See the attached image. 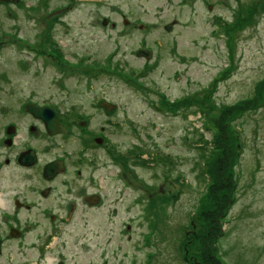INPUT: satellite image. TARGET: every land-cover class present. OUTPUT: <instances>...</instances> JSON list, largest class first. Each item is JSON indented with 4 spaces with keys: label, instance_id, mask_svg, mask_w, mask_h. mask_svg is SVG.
I'll return each mask as SVG.
<instances>
[{
    "label": "rangeland",
    "instance_id": "rangeland-1",
    "mask_svg": "<svg viewBox=\"0 0 264 264\" xmlns=\"http://www.w3.org/2000/svg\"><path fill=\"white\" fill-rule=\"evenodd\" d=\"M97 3L90 26L79 30L77 20L55 27V46L65 57L89 54L92 60L114 52L113 63L123 70L117 75L130 70L132 81L103 74L86 91L84 79L58 80L34 53L5 43L0 121L29 122L15 111L26 101L73 104L87 114L98 111L97 99L110 100L118 107L116 123L104 122L98 111L91 127L105 126L108 147L124 155L131 170L125 182H115L120 165L95 150L98 168L87 192L99 189L102 199L92 204L74 196L77 185L68 192L58 181L44 198L36 191L42 183L35 181L31 191L33 180L23 179L20 190L36 205L18 212L28 225L24 252L8 241L0 264H264V0ZM103 17L118 26L103 25ZM123 17L135 24L125 27ZM3 26L22 27V36L38 40V27L22 14ZM143 42L155 56L149 63L132 52ZM37 141L47 144L43 136ZM67 143L69 151L80 148L74 134ZM133 146L146 151L148 163L128 152Z\"/></svg>",
    "mask_w": 264,
    "mask_h": 264
},
{
    "label": "flooded vegetation",
    "instance_id": "flooded-vegetation-1",
    "mask_svg": "<svg viewBox=\"0 0 264 264\" xmlns=\"http://www.w3.org/2000/svg\"><path fill=\"white\" fill-rule=\"evenodd\" d=\"M97 1L0 0V46L5 43H12L16 47H23V49L31 51L34 53L33 58L39 61L38 65L41 68H50L54 71V78L61 81L73 77L84 79L85 89L90 91L88 90L90 81L96 79V77L103 74L111 75L112 73L117 75V73H122L123 70L119 68V63H113L116 54L110 52L104 58L97 60L90 59L89 54L74 53L65 57L60 48L55 46L56 40L54 41L52 32L57 25L67 28L68 25H74L77 20L81 23L79 30L84 29L85 26H90V18H96V11L93 10L92 6H96L98 4ZM20 14L32 20L34 25L38 27L37 29L34 27L36 29L35 36L36 38L38 37L37 41L31 42L27 37L22 36V27L4 29L3 22L5 19L10 17L13 21H16L19 19ZM134 20L122 18L125 27H131L133 23L135 24ZM99 22H102L105 26L110 25L113 29L119 24L110 17H103ZM175 23L176 21L167 24H172L173 26ZM142 27L143 25L140 23L139 29ZM29 30L33 33L31 29ZM138 51H143L149 56L148 58L144 56L141 59H144L147 63L152 61L153 50L146 43L143 42L142 45L134 48L132 52L138 57ZM18 64V70L20 71L27 67L24 61ZM135 74L127 70L125 74L123 73V75L120 74L116 77H120L124 81L130 78L132 81L131 77ZM61 84V82H58L59 87ZM30 104L46 108V113L52 119L50 125L28 112L27 108ZM92 105L100 111L101 115H105L104 122L107 120L111 123L115 122L113 121V115L115 108L118 107L112 101L101 98L97 99ZM156 106L159 108L158 104ZM15 111L22 112L23 116L29 115L30 121L25 124H19L18 121L14 120L10 124L3 125H1L2 122L0 121V256L5 251V244L13 240L17 241L15 245L17 250L20 253L24 252V239L28 225L26 221L19 219L18 212L21 210L29 211L36 205L32 201L26 202V196L19 186L20 183L24 182L23 179L33 180L27 185V188L30 187L31 191H34L38 186L35 181L37 184L42 183L43 186L36 191L38 195L40 194L44 198H48L51 193L57 191L58 181L61 183L60 186H63L64 190L68 192H71L73 184L77 185L74 196L82 200L83 204H92L102 199L99 189L94 192H87L89 187H93L94 171L98 168L97 158L94 155L95 150H102L111 159L114 166L115 164L120 165L121 174L116 173L115 177L109 176L110 178L114 177L115 182L116 180L118 182L123 180L121 178H124L125 182L127 172L131 170L126 165L127 161L122 160L125 159V156H119L116 154L117 151H112L108 147V139L103 133L105 126L101 125L99 129L92 130L91 119L93 116L99 115H94L98 111L94 110L95 112L86 114V112L77 111V107L73 104H56L50 101L42 104L26 101ZM50 111L55 113L54 119L50 116L52 115ZM131 126H133L132 123ZM131 126L128 127L129 131H131ZM134 130H136V127H134ZM131 133L133 134L132 131ZM72 134L76 138L78 137L80 148L73 147L69 151L67 142ZM42 136L43 140L47 142L43 148L38 145L37 141L42 139ZM93 141L96 144H100V146L96 147L92 143ZM128 152L136 155L139 153L142 166L148 163L143 160L146 151L141 147H137L135 151L133 146ZM42 155L46 156V158L50 155V158L48 160L46 158L43 159ZM49 163H54V169L49 174H45V166L49 165ZM88 169L89 172H87ZM55 218L56 216L53 214L50 216V220ZM254 259L256 260V257Z\"/></svg>",
    "mask_w": 264,
    "mask_h": 264
},
{
    "label": "water",
    "instance_id": "water-1",
    "mask_svg": "<svg viewBox=\"0 0 264 264\" xmlns=\"http://www.w3.org/2000/svg\"><path fill=\"white\" fill-rule=\"evenodd\" d=\"M172 24H166L165 25V29L166 30H170ZM138 56H145V57H149L147 53H143V51H138ZM28 112L30 114H32L34 117H38L40 119H42L45 123L49 124L50 125V122H51V118L49 117V114L46 113V108L44 107H37V106H34L33 104H30L28 105V108H27ZM50 113L52 115V118L54 119L55 118V113L53 111H50ZM54 127V125H53ZM49 128H51L49 126ZM52 129V128H51ZM54 163H49V165L45 166V174H49L54 168Z\"/></svg>",
    "mask_w": 264,
    "mask_h": 264
},
{
    "label": "trees",
    "instance_id": "trees-1",
    "mask_svg": "<svg viewBox=\"0 0 264 264\" xmlns=\"http://www.w3.org/2000/svg\"><path fill=\"white\" fill-rule=\"evenodd\" d=\"M231 180H232V179H231ZM231 186H232V182L230 183L229 187H231ZM232 196H233V193H230V192H229L228 201H230V200L232 199ZM211 257H215V256L213 255V256H211Z\"/></svg>",
    "mask_w": 264,
    "mask_h": 264
},
{
    "label": "bare ground",
    "instance_id": "bare-ground-1",
    "mask_svg": "<svg viewBox=\"0 0 264 264\" xmlns=\"http://www.w3.org/2000/svg\"><path fill=\"white\" fill-rule=\"evenodd\" d=\"M42 55H43V54H42ZM42 55H41V56H42Z\"/></svg>",
    "mask_w": 264,
    "mask_h": 264
}]
</instances>
